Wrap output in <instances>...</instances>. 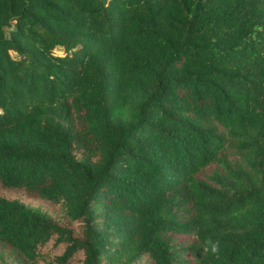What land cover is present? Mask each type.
<instances>
[{"label": "trees", "instance_id": "1", "mask_svg": "<svg viewBox=\"0 0 264 264\" xmlns=\"http://www.w3.org/2000/svg\"><path fill=\"white\" fill-rule=\"evenodd\" d=\"M0 264H264V0H0Z\"/></svg>", "mask_w": 264, "mask_h": 264}, {"label": "clouds", "instance_id": "2", "mask_svg": "<svg viewBox=\"0 0 264 264\" xmlns=\"http://www.w3.org/2000/svg\"><path fill=\"white\" fill-rule=\"evenodd\" d=\"M205 251H208V249L206 248ZM211 251L216 252L217 251V245H213Z\"/></svg>", "mask_w": 264, "mask_h": 264}, {"label": "rangeland", "instance_id": "3", "mask_svg": "<svg viewBox=\"0 0 264 264\" xmlns=\"http://www.w3.org/2000/svg\"><path fill=\"white\" fill-rule=\"evenodd\" d=\"M55 52L56 53H61V50L60 49H56Z\"/></svg>", "mask_w": 264, "mask_h": 264}]
</instances>
